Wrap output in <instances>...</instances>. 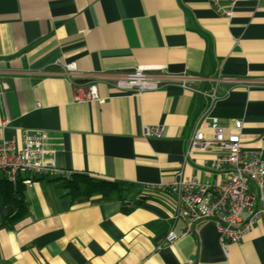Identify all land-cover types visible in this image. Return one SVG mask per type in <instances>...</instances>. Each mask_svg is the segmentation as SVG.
<instances>
[{"label": "crops", "instance_id": "0c3cea01", "mask_svg": "<svg viewBox=\"0 0 264 264\" xmlns=\"http://www.w3.org/2000/svg\"><path fill=\"white\" fill-rule=\"evenodd\" d=\"M57 59L76 63L78 88ZM138 66L152 69L160 87L135 95L114 86ZM260 80L264 0L239 2L231 17L208 0H0V138L20 146L23 131H45L59 175L133 188L124 205L117 194L72 198L52 176L25 175L23 217L8 220L13 208L0 197V264H264V212L225 253L213 220L182 235L172 197L145 187L179 171L211 179L214 150L185 159L206 100L181 82L216 88L205 115L226 134L241 121L242 149L264 161ZM90 83L102 101L81 99ZM144 126H161V136L145 137ZM170 231L178 238L168 243Z\"/></svg>", "mask_w": 264, "mask_h": 264}, {"label": "built area", "instance_id": "2783aa9c", "mask_svg": "<svg viewBox=\"0 0 264 264\" xmlns=\"http://www.w3.org/2000/svg\"><path fill=\"white\" fill-rule=\"evenodd\" d=\"M241 1L244 0H208V3L219 15L231 17ZM55 64L60 67L71 86L78 88L81 85L76 81L79 72L74 61L64 63L57 59ZM161 82L152 69L138 66L122 73L113 84L123 92L141 95L156 90ZM259 82L264 84L263 80ZM181 85L201 95L207 106L218 98L216 88H194L187 82H181ZM81 99L102 101L94 83L88 84ZM204 111L186 138L185 159L193 152L214 150L212 162L206 169L211 175L210 181L200 182L193 176L185 178L182 171H179L170 183L145 187L148 191L166 192L172 197L174 218L184 224L182 235L190 233L195 223L213 220L221 248L227 253L228 245L239 242L264 212V161L257 154L242 149L239 133L241 121H235L233 131L226 134V128L220 124L219 119L205 115ZM205 129H210V137L205 135ZM161 134V126L143 127L145 137H160ZM47 139V134L42 130L23 131L20 146L12 139L0 138V171L5 174V178L11 183L20 179L24 185H30L32 179L26 177L27 174L59 175L62 171L50 158L51 151L46 148ZM176 238L178 235L170 231L165 241L170 243Z\"/></svg>", "mask_w": 264, "mask_h": 264}, {"label": "trees", "instance_id": "16d2710c", "mask_svg": "<svg viewBox=\"0 0 264 264\" xmlns=\"http://www.w3.org/2000/svg\"><path fill=\"white\" fill-rule=\"evenodd\" d=\"M51 179L57 182V186L66 189L72 198L95 194L108 197L111 194H117L124 205L128 194L133 189L131 185L121 182L79 173L68 176L58 175ZM0 197L4 204L11 205L13 208L11 215L7 218L8 220H17L25 215V185L20 179L18 182L11 183L6 178H1ZM124 210L130 209L124 207Z\"/></svg>", "mask_w": 264, "mask_h": 264}]
</instances>
